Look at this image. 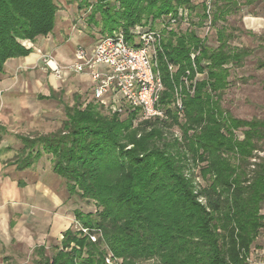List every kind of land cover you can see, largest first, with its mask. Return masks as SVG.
I'll return each mask as SVG.
<instances>
[{"label":"trees","instance_id":"1","mask_svg":"<svg viewBox=\"0 0 264 264\" xmlns=\"http://www.w3.org/2000/svg\"><path fill=\"white\" fill-rule=\"evenodd\" d=\"M210 1L211 25L225 21L237 6L236 0ZM68 2L89 10L88 21L102 36L121 29L128 41L135 26L153 28L179 8L190 16L194 8L192 0ZM204 3L199 26L207 16ZM57 11L56 0H0V74L9 59L32 52L23 41L52 33ZM162 34L164 57L177 67L170 77L159 57L164 86L159 105L167 120L137 121L126 110L121 118L91 102L67 108L66 120L52 133L17 136L22 144L13 161L17 170L51 156L52 172L66 182L67 192L97 209H75L81 229L64 231L50 256L44 246L36 247L37 264H251L250 247L264 228V120L232 117L220 104L230 68L241 66L250 52L231 45L234 35L225 26L217 29L213 48L193 29ZM192 50L205 76L193 95L185 93L181 142H167L162 135L171 126L167 121L178 122L171 109L173 86L192 70ZM184 150L197 166V186L184 175Z\"/></svg>","mask_w":264,"mask_h":264},{"label":"rangeland","instance_id":"2","mask_svg":"<svg viewBox=\"0 0 264 264\" xmlns=\"http://www.w3.org/2000/svg\"><path fill=\"white\" fill-rule=\"evenodd\" d=\"M192 1L194 8L187 19L190 24H176L171 29L180 32L196 30L197 35L211 48L217 46V29L225 26L227 33L232 32L231 45L246 48L250 54L243 59L241 66L230 68L228 86L221 95V107L235 118L264 120V68H258L264 62V0H236L234 12L225 21L211 25L208 30L206 18L199 26L204 12L201 2L204 0ZM210 3L209 0L211 6ZM56 4L58 11L52 33L39 37L46 39L45 49L36 43L29 45L27 41L22 42L25 48H31L35 53V62L0 74V264H37L39 256L34 251L35 247L44 245L45 254L50 256L51 247L60 245L64 231L81 229L74 219L75 209L82 213H95L97 210L92 202L87 203L76 194L67 192L66 182L52 172L51 156L43 155L23 171L17 170L13 162L22 147L18 135L35 137L52 133L61 128L66 120L67 108L75 107V104H81L84 108L91 102L100 104L93 99L88 83L80 77L82 75L66 72L61 80H56L42 68L41 54H50L61 65L67 66L71 64L77 46L89 47L102 37L100 27L88 21L89 10H80L76 2L69 3L68 0H56ZM248 18H258L261 25L252 28L247 22ZM153 28L163 31L159 21ZM197 52L192 50L190 53ZM157 66L162 75L159 60ZM204 76L201 74L199 78ZM125 110L135 113L133 115L137 121L141 120L138 111ZM127 113L123 112L120 117H126ZM177 121H167L171 126L162 132L167 142H181L180 125L184 123V115L177 116ZM237 135L241 138L240 132ZM183 153L186 165L184 175L192 186H197V166L187 160L185 150ZM261 213L264 214V204ZM49 215H60V222L56 224L61 232L60 238H48V224L51 227L54 224L53 218L51 223L46 222ZM11 220L15 222L12 229L8 227ZM249 259L251 264H264V228L250 247ZM107 262L111 263L109 258Z\"/></svg>","mask_w":264,"mask_h":264},{"label":"built area","instance_id":"3","mask_svg":"<svg viewBox=\"0 0 264 264\" xmlns=\"http://www.w3.org/2000/svg\"><path fill=\"white\" fill-rule=\"evenodd\" d=\"M205 4V26L208 30L211 26V6L209 0ZM187 19V10L181 8L177 13L163 17L160 24L163 30L171 31L176 24H187ZM161 30L135 26L130 31L131 41L126 40L123 30H115L89 47L77 46L72 62L67 66L61 65L50 54H41L42 68L56 80H61L66 72L88 76L95 84L92 89L93 99L112 113L122 114L125 109L136 110L142 120H167L165 109L159 105L164 86L157 61L160 56L164 59L170 77L177 68L164 57ZM197 54H190L192 70H186L180 83L173 86L171 109L178 116L184 114L185 93L193 95L200 79L201 73L193 63Z\"/></svg>","mask_w":264,"mask_h":264},{"label":"crops","instance_id":"4","mask_svg":"<svg viewBox=\"0 0 264 264\" xmlns=\"http://www.w3.org/2000/svg\"><path fill=\"white\" fill-rule=\"evenodd\" d=\"M247 22H248L249 26H251L252 28L255 27V26L257 27V26H260L261 25V21L258 18H248V21ZM41 39L42 38H37V41L34 42V43H36L37 45H39L40 48L45 49V47L47 46L46 39H42V40ZM27 42L29 43V45H34V43H30L29 41H27ZM32 52L28 56H26V57L9 59L5 63L4 71H3L2 74H4L7 71L13 70L16 66H21V65L28 66V65L33 64L35 62V60H36V55H35V53H32ZM62 59H64V58H62ZM80 77L88 83V88H89V90L91 92L90 94L92 95V89L95 86V84L86 75H82ZM0 153H1V150H0ZM48 217L49 218H48V220L46 222L51 223V220H52L51 218H53V222H54V224H53L52 227H51V224H48V226H50L49 227V232H48V236H49L48 238H51V239H56L57 237L60 238L61 237V232L56 227V224H59V222H60V215H55L54 217H52L51 215H49ZM42 218H45V216H43ZM14 226H15V222L13 220L8 221V227L10 229H12ZM41 240L43 241V239H41ZM39 246H44V245H39ZM39 246H37V247H39ZM44 248H45V246H44Z\"/></svg>","mask_w":264,"mask_h":264}]
</instances>
